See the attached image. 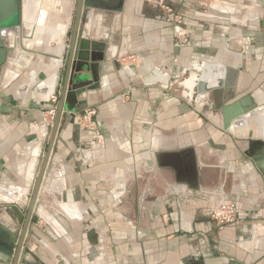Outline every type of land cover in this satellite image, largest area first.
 Segmentation results:
<instances>
[{
	"label": "crops",
	"instance_id": "obj_1",
	"mask_svg": "<svg viewBox=\"0 0 264 264\" xmlns=\"http://www.w3.org/2000/svg\"><path fill=\"white\" fill-rule=\"evenodd\" d=\"M224 1L233 11L208 5ZM167 5L183 16L179 25ZM27 6L32 44L14 47L9 71L0 74V200L13 196L35 154L47 150L52 122H43L49 108L41 101L56 85L53 61L72 30L76 0ZM180 26L183 47L175 43ZM81 29L105 41L106 60L99 87L82 88L68 102L80 114L96 108L100 147L88 148L94 129L77 127L76 113H65L52 180L37 204L68 233L35 223L22 255L27 263L19 264H264V173L254 160L264 149L249 139H264V106L229 129L222 115L241 99L264 104V0H125L120 13L90 9ZM193 73L199 78L189 97L184 82ZM207 73L221 84L198 93ZM191 146L200 156L196 174L181 177L178 163L191 157ZM163 149L179 152L158 161ZM198 193L229 196L240 220L219 227L196 208Z\"/></svg>",
	"mask_w": 264,
	"mask_h": 264
},
{
	"label": "water",
	"instance_id": "obj_2",
	"mask_svg": "<svg viewBox=\"0 0 264 264\" xmlns=\"http://www.w3.org/2000/svg\"><path fill=\"white\" fill-rule=\"evenodd\" d=\"M28 0H8L3 6L0 5V74L3 71H9L10 61H12L11 52L14 47L19 48L20 43L24 46H29L33 38L32 34L26 33V22L28 19ZM65 3H70L73 0H63ZM1 4V3H0ZM125 0H76V8L73 20V27L70 33L66 32V43L62 51L57 54L59 60L53 61L56 69V85L53 92L47 99L41 101V105L55 107L56 113L50 129L49 141L46 152L44 149L39 150L35 154V165L31 174L27 175L21 186L16 188L10 198H2L0 200V264H19L27 263V260L22 257L26 251V242L30 236H34V224L38 219L46 222L59 236H66L67 230L58 232L54 227L53 221L57 217L54 212H50V217L47 219L40 212L41 207L37 204L41 190L47 191L52 180L51 152L58 135L62 120L66 116L65 113H76L75 106H71L68 99L72 95H79L84 89H95L99 87L100 80V63L106 60V43L104 40L90 39L87 34L81 29V21L83 15L89 13L90 9L99 8L116 13H120L124 9ZM209 7L219 11H233L229 6L224 4L209 3ZM5 7V8H2ZM209 15V14H208ZM19 73L16 77H19ZM166 77V75H163ZM164 77V78H165ZM166 80V79H163ZM166 83V81H164ZM80 85V86H78ZM203 89L199 87V92ZM205 91V90H204ZM203 91V92H204ZM57 97V98H52ZM248 98L241 99L234 104L225 106L222 110L224 118V127L229 129L230 123L233 125H245L248 123V118L256 114V109L259 107L256 104L247 105ZM264 104L260 105L263 106ZM69 111V112H68ZM73 115V114H72ZM74 115V116H76ZM79 124H77V127ZM49 130L46 132L48 135ZM253 142L258 141L260 150L264 149L263 137L249 138ZM98 137L92 133L90 142L85 144L88 148L95 149L100 147ZM248 140V143L251 142ZM262 147V149H261ZM192 158L200 160L198 151L192 146ZM261 151L259 153H261ZM264 151V150H263ZM262 151V152H263ZM179 152L178 150L163 149L155 152V156L160 161V155L172 154ZM264 155L254 156L257 166L264 173ZM172 166V164H169ZM43 188V189H42ZM54 216V217H53ZM54 219V220H53ZM228 264H243L238 260L231 259Z\"/></svg>",
	"mask_w": 264,
	"mask_h": 264
},
{
	"label": "built area",
	"instance_id": "obj_3",
	"mask_svg": "<svg viewBox=\"0 0 264 264\" xmlns=\"http://www.w3.org/2000/svg\"><path fill=\"white\" fill-rule=\"evenodd\" d=\"M222 4L229 7L231 6L228 5L227 1H224ZM165 10L170 20H173L178 25L182 22L183 16L179 12H176L173 7L167 5L165 6ZM175 37V43L178 47H183L188 43L187 32L183 30L181 26L176 31ZM249 39L250 38H248V40ZM248 40H245V44L249 43ZM55 113V107H49V109L44 112L43 122L46 124L53 122ZM96 113V108H88L84 113L76 115V122L84 129H94L99 139L102 135L95 129L94 116ZM194 199L196 201V208L214 219L219 227L234 224L240 220L236 202L225 194L198 193L194 195Z\"/></svg>",
	"mask_w": 264,
	"mask_h": 264
},
{
	"label": "bare ground",
	"instance_id": "obj_4",
	"mask_svg": "<svg viewBox=\"0 0 264 264\" xmlns=\"http://www.w3.org/2000/svg\"><path fill=\"white\" fill-rule=\"evenodd\" d=\"M27 5H28V1H27ZM36 11V10H35ZM30 17H33V14H31V12H28V19L29 20H31L32 18H30ZM32 20H34V19H32ZM27 24H26V33H28V34H31V32H30V30H31V27H30V25H32V22L31 21H27L26 22ZM32 36L34 37V35H33V33H32ZM30 40V39H29ZM211 76V74L210 73H207L206 75H205V79H206V81H203L202 83H201V85H200V88H202V89H205L206 87H208V86H212L213 84H221L220 82H218V80L216 79H209V77ZM217 76V75H216ZM166 78V77H165ZM198 78H199V76L196 74V73H193V74H191V76L189 77V78H187V80L184 82L185 83V86L188 88V91H187V95L189 96V97H192L193 95H194V91H195V86L197 85V82H198ZM167 79V78H166ZM164 81H166V80H164ZM264 106V105H263ZM263 106H259L257 109H256V111L255 112H258L259 110H260V108L261 107H263ZM259 113H261V112H259ZM54 220V219H53ZM55 221V220H54ZM53 221V223H55ZM56 224V223H55ZM57 225V224H56Z\"/></svg>",
	"mask_w": 264,
	"mask_h": 264
},
{
	"label": "flooded vegetation",
	"instance_id": "obj_5",
	"mask_svg": "<svg viewBox=\"0 0 264 264\" xmlns=\"http://www.w3.org/2000/svg\"><path fill=\"white\" fill-rule=\"evenodd\" d=\"M167 155H171V154H167ZM194 160L192 158V156H188L186 159L183 160H179L178 163V175L181 177H184L186 175H194L196 174V168L194 165Z\"/></svg>",
	"mask_w": 264,
	"mask_h": 264
},
{
	"label": "rangeland",
	"instance_id": "obj_6",
	"mask_svg": "<svg viewBox=\"0 0 264 264\" xmlns=\"http://www.w3.org/2000/svg\"><path fill=\"white\" fill-rule=\"evenodd\" d=\"M72 3H74V0L72 1ZM12 52H13V51H12ZM12 52H11V53H12ZM260 109H261V108H260ZM259 111L261 112V110H259ZM39 222H44V223H45L44 225H45V226H48V225L46 224V222H45L44 220H42V219H38L36 223H39Z\"/></svg>",
	"mask_w": 264,
	"mask_h": 264
}]
</instances>
